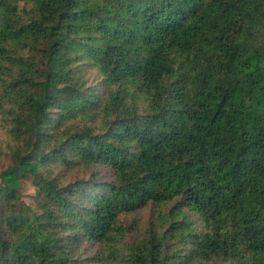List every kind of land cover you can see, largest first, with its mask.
Instances as JSON below:
<instances>
[{"label": "trees", "instance_id": "16d2710c", "mask_svg": "<svg viewBox=\"0 0 264 264\" xmlns=\"http://www.w3.org/2000/svg\"><path fill=\"white\" fill-rule=\"evenodd\" d=\"M0 133V264H264V0H0Z\"/></svg>", "mask_w": 264, "mask_h": 264}, {"label": "rangeland", "instance_id": "374dc122", "mask_svg": "<svg viewBox=\"0 0 264 264\" xmlns=\"http://www.w3.org/2000/svg\"><path fill=\"white\" fill-rule=\"evenodd\" d=\"M5 137H7L6 135H4L3 133H0V139L2 138L3 142L1 143L0 141V152L5 148L3 144L5 142ZM8 138V137H7ZM5 154V153H4ZM7 155H3L2 153H0V173L5 170L9 165L12 164L13 160L10 159L9 157H6ZM99 170H103L104 169L102 167L98 168ZM103 174H105V172H102ZM29 179L25 180L24 182L20 183V199H22L26 204L31 205L32 204V196H33V187L31 185V182L28 181ZM151 212L152 210L145 209L141 212H139L138 215H136L135 217H131L130 220H137L138 222V226L142 229H144L147 225V223L150 220L151 217Z\"/></svg>", "mask_w": 264, "mask_h": 264}]
</instances>
